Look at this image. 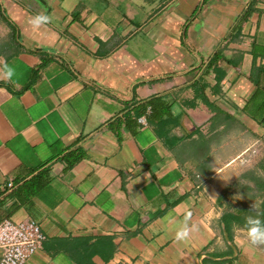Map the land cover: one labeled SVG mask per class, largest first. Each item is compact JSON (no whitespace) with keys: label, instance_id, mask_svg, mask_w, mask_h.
I'll return each mask as SVG.
<instances>
[{"label":"crops","instance_id":"0c3cea01","mask_svg":"<svg viewBox=\"0 0 264 264\" xmlns=\"http://www.w3.org/2000/svg\"><path fill=\"white\" fill-rule=\"evenodd\" d=\"M253 203L264 0H0V221L45 235L24 264H264Z\"/></svg>","mask_w":264,"mask_h":264},{"label":"built area","instance_id":"2783aa9c","mask_svg":"<svg viewBox=\"0 0 264 264\" xmlns=\"http://www.w3.org/2000/svg\"><path fill=\"white\" fill-rule=\"evenodd\" d=\"M139 122L144 120L139 118ZM44 233L40 225L31 218L0 221V264H24L42 247Z\"/></svg>","mask_w":264,"mask_h":264},{"label":"clouds","instance_id":"9594fccd","mask_svg":"<svg viewBox=\"0 0 264 264\" xmlns=\"http://www.w3.org/2000/svg\"><path fill=\"white\" fill-rule=\"evenodd\" d=\"M51 22V17L47 14H36L30 21L34 28H39ZM5 78L12 81L15 75V69L5 64ZM180 113L179 107H174L172 110L173 116ZM191 212L189 211L182 222H180L175 231L176 242H187L190 236L198 231V226L190 223ZM261 213L257 210L255 203L252 205V213L248 214L245 218V226L242 231L246 232L249 243L253 246H264V219H261Z\"/></svg>","mask_w":264,"mask_h":264},{"label":"trees","instance_id":"16d2710c","mask_svg":"<svg viewBox=\"0 0 264 264\" xmlns=\"http://www.w3.org/2000/svg\"><path fill=\"white\" fill-rule=\"evenodd\" d=\"M258 211L262 214L261 215V219L264 217V206H263V210L261 211V210H259L258 209ZM240 216H242V217H240ZM239 217H238V220H237V222L235 223L237 226H240V227H243L244 228V226H245V218L246 217H244L245 215H240ZM229 230V229H228ZM229 232V231H228Z\"/></svg>","mask_w":264,"mask_h":264}]
</instances>
